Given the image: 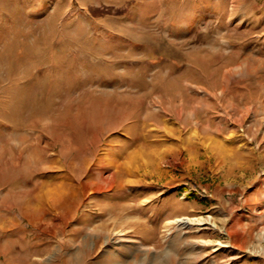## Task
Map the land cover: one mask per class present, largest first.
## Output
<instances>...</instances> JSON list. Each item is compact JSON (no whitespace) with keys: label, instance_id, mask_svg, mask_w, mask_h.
<instances>
[{"label":"rangeland","instance_id":"obj_1","mask_svg":"<svg viewBox=\"0 0 264 264\" xmlns=\"http://www.w3.org/2000/svg\"><path fill=\"white\" fill-rule=\"evenodd\" d=\"M0 264H264V0H0Z\"/></svg>","mask_w":264,"mask_h":264}]
</instances>
